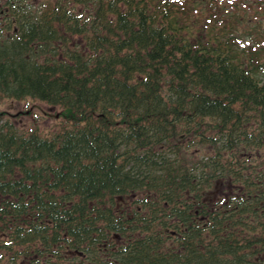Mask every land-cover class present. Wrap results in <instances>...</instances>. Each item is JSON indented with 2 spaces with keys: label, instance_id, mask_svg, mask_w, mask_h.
Segmentation results:
<instances>
[{
  "label": "trees",
  "instance_id": "1",
  "mask_svg": "<svg viewBox=\"0 0 264 264\" xmlns=\"http://www.w3.org/2000/svg\"><path fill=\"white\" fill-rule=\"evenodd\" d=\"M1 11L0 264H264V0Z\"/></svg>",
  "mask_w": 264,
  "mask_h": 264
},
{
  "label": "rangeland",
  "instance_id": "2",
  "mask_svg": "<svg viewBox=\"0 0 264 264\" xmlns=\"http://www.w3.org/2000/svg\"><path fill=\"white\" fill-rule=\"evenodd\" d=\"M246 19V24L241 31H250L255 25L250 11L241 12ZM261 18V16H258ZM262 28L264 29V18L261 19ZM61 109L48 106L39 101L24 99L21 101L0 100V113L4 119L9 120L19 130L28 132L37 130L42 134H48L58 129L60 122L63 120L60 116Z\"/></svg>",
  "mask_w": 264,
  "mask_h": 264
},
{
  "label": "flooded vegetation",
  "instance_id": "3",
  "mask_svg": "<svg viewBox=\"0 0 264 264\" xmlns=\"http://www.w3.org/2000/svg\"><path fill=\"white\" fill-rule=\"evenodd\" d=\"M2 14H3V12L1 11V12H0V20L2 19Z\"/></svg>",
  "mask_w": 264,
  "mask_h": 264
}]
</instances>
